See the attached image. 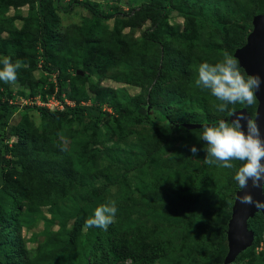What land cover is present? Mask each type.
<instances>
[{"label": "trees", "instance_id": "1", "mask_svg": "<svg viewBox=\"0 0 264 264\" xmlns=\"http://www.w3.org/2000/svg\"><path fill=\"white\" fill-rule=\"evenodd\" d=\"M39 1L38 23L27 20L21 36L12 41L2 39L0 36V61L8 56L15 63L26 44H33L34 47L40 44L46 56V65L51 63L57 65L53 70L58 72L59 92L63 93L69 87L72 91L71 98L78 102L85 96L78 89V80L68 72V68L72 66L77 75L79 71L84 73L83 78L79 77L82 81L96 74L101 79L109 76L117 82L148 85V76L138 75L139 72L134 74L129 70L137 69L134 63L130 68L120 64V58L123 57L122 49L129 46L127 39H121L115 33H104L99 26L75 27L73 32H70L63 28L59 18L53 12L46 9V0ZM209 1L211 0H188L182 5L178 3L180 8L188 13L185 14L187 27L172 34L165 31L168 27L165 16L170 15L167 8L170 6L169 3L173 4V0L143 1L141 9L136 12L134 19L140 23L150 20L156 28L158 27V31L163 30L175 39L171 43L166 35L163 39L157 38L151 30H147L143 35L145 45L155 44L163 48L162 58L166 62L167 74L162 81L166 84V88L162 90L165 91V97L171 98L170 103L160 107V112L163 114H167V110L174 103L180 104L184 96L189 94L190 87L196 84L197 78H192L195 77L193 69L192 73L189 72L186 68L189 65L185 67L183 63H180L178 55L181 54L182 58L192 62L201 63L200 57L197 56L199 55L197 41H195L197 38L190 34V29L192 30L190 25L196 10L198 11L202 6L210 10L209 5L206 4ZM130 2L133 3V7L137 3L136 0ZM85 5L99 20L115 17L113 13L105 14L95 9L92 4ZM235 5L239 6L240 16L248 25L238 27L241 30V38L230 39L224 26L216 21L215 26L225 33L224 41L221 46L211 45V51L207 52L209 58L213 57L216 49V53L223 54L227 50L234 57L235 51L247 43L248 35L253 30L254 16L261 8L264 10V0H241ZM179 45L182 48H177ZM241 71L246 77L248 76L242 68ZM24 73L25 70L22 68L17 70L19 80L24 81ZM156 78L160 79V77ZM9 84L0 81V175L2 174L4 182L0 188V264H174V259L181 258L182 248L174 243L181 239L178 238L175 232L177 228L172 225L170 219L160 220V224H154L152 218H142L143 213H133L134 208L142 206L152 213L158 212L159 217L162 218L160 214L172 211L178 206L180 194L175 196L170 192V196L164 195L165 198H163L161 191L155 187V192L148 195L150 189L142 180L136 178L131 181L128 179V174L135 175L137 172L146 174L147 171H154L152 165L153 163L160 165L156 162L159 156L173 150L182 137L201 135L202 125H213L225 119L235 104L228 105L225 112H220L219 102H214L212 106L201 102L202 107L195 110L191 116L192 119L182 123L168 118V122L161 123L151 115L155 105L152 93L150 101L142 96L131 97L126 90L119 93L118 90L103 87L104 91H97V97L91 105L72 108L65 104L64 110L36 108L42 119L41 127L45 133L44 136L34 137L29 130V118L22 116L17 123H14V109L8 102L1 101ZM105 105L110 106L116 113L104 111ZM242 105L246 106L249 113L255 117L257 99L251 106ZM203 115V119L198 121L197 117ZM120 116L127 119L125 131L120 125L122 122ZM147 125L159 129L163 135L162 142L156 145L155 149H152L150 145L147 148L146 145V148L139 150L137 154L133 153L134 151L123 150L124 156L119 159V162L127 167L126 174L122 173L117 178H113L110 173L98 172L95 169L99 145L107 143L115 145L114 138L118 137L120 140L118 143L124 140L120 147L123 145V149L124 147L134 149L135 143L131 140L128 142V137L124 139V132L130 133ZM65 129L64 135L67 136L69 129L79 133L76 137L70 134L68 138L72 139L70 147L55 144L46 146V142L51 137H58ZM92 129L95 134L91 135L89 131ZM79 136L90 139L91 144L95 143L96 148L92 153L86 154L85 151L80 150L77 146L82 145ZM13 137H17L18 140L12 145L8 144ZM120 147L110 149L113 152L112 162L113 157L117 159L115 155L117 151L121 152ZM44 150L49 151L50 154L54 153L57 159L40 156L39 153ZM129 156L131 158L140 156L144 159V163L139 165L135 160L128 162L131 160ZM200 176L201 174H197L194 185H197ZM121 180L125 183L122 198L115 200L117 213L114 222L108 226L107 230L95 226L86 228V219L92 216L97 206L109 201L107 195L112 184H119ZM76 184L80 186L83 184L88 192L95 195L90 206H87L86 202L83 203V196L75 194L74 189L72 191L71 188ZM239 190L241 189L238 183L233 180L227 217L221 224H214V220L208 222L211 232L206 237L207 240L201 242V258L204 261L212 257L214 260L217 258L219 264H225L229 252L228 224ZM69 193L72 196L66 197ZM24 204L28 207L36 206V204L50 205L54 212L52 220L43 218L47 232L44 242L39 243L37 248H26L22 239L17 238L20 228L18 222L21 221V215L24 213ZM221 206L225 207L220 199H216L215 216L219 217ZM70 221H74L72 228L69 227ZM55 224L59 227L56 231L51 229ZM248 226L254 233V240L251 247L242 253L255 254V258L248 259L247 264H264V255L255 261L256 249L264 236V214L256 213L249 219ZM240 254L231 264L239 262Z\"/></svg>", "mask_w": 264, "mask_h": 264}, {"label": "rangeland", "instance_id": "2", "mask_svg": "<svg viewBox=\"0 0 264 264\" xmlns=\"http://www.w3.org/2000/svg\"><path fill=\"white\" fill-rule=\"evenodd\" d=\"M130 1L131 0H46V9L53 12L59 18L63 28L70 32H73L75 27L90 26L93 28L94 26H99L104 33H115L118 34L121 39H127L129 46L122 49L123 57L120 58V64L130 68L134 63L137 69L129 70L134 74L139 72L138 75L148 76V85L143 84L144 86H142L132 85L122 81L117 82L112 80L109 76L105 79H101L96 74L82 81L79 77L83 78V76L77 75L72 66L68 68V72L78 80V89L80 93L85 96L78 102L71 98L70 95L72 91L69 87H67L63 93L59 92L58 72L57 70H53L57 65L54 63H47L48 65H46V56H44V51L40 47V44L35 46L36 48L33 44H26V47L22 48L20 57L17 58V60L27 65V67H21L25 70L24 81L19 80L17 74L16 82L9 84V88L4 92V97L1 99L2 102H8L9 106L14 109V123H17L22 116H27L29 118L30 124H28V126L31 134H33L34 137L44 136L45 131L41 127L42 119L36 108L44 107L51 109L55 108L56 105L65 107V104L72 108L91 105L97 97V91H104L103 87L118 90L119 93H122V90H126L131 97L142 96L147 100L150 99V101V94L152 93L153 99H155V105L151 115L161 123L168 122V118L182 123L192 119L191 116L195 110L202 107L201 102H206L210 104V106L216 101L221 103V101H218L211 95L208 89L198 87L194 84L190 87L191 90L189 94L184 96L180 104L174 103V105H171L167 110V114L160 112V107L171 102V98L165 97V91L162 90L166 88V84H163L162 81L167 74V66L165 60L162 58L163 48H159V46L155 44L145 45L143 35L147 30H151L156 34L157 38L163 39L166 35L169 38V42H174V36L169 35V33H177L178 30H184L187 27L185 14L188 13L181 9L180 5L186 1L188 2V0H173V4L169 3L170 6L167 8V11L170 12V15L165 16L167 19L166 24L168 25L165 31L169 33L163 30L158 31V27L156 28L154 23L150 20L140 23V21L134 19L136 12H139V9H141L140 6L143 1L149 0H136V7L135 5L133 7V3ZM239 1L241 0H211L206 3L209 5L210 10L202 6L201 9L195 11V17L191 20L190 26H192V30L190 29V34L197 38L195 41H197L196 46L199 52L197 56L200 57L199 62L214 64L223 59V54L216 53L217 49L216 52L214 51L213 57L209 58L210 56L207 54L208 51H211V45L215 44L221 46L222 41H224L225 33L215 26L216 21H219L227 30V35H229L228 38H241V30L238 29V27H244L248 24L242 19V16H240L241 11L239 6L236 7L235 5ZM39 2V0H0V36L2 39L12 41L13 39L19 38L27 20L32 23H38ZM85 4H92L95 9L105 14L113 13L115 17L113 19L99 20L90 12ZM219 26L221 27V25ZM207 45L210 48L207 47ZM177 48L182 47L179 45ZM178 58L180 63H183L184 66H187V64L189 65L188 67L185 66L188 68L189 72L192 73L193 69L195 77L192 78H198L197 70L201 63L182 58L181 54L178 55ZM193 58L195 59V57ZM156 77H160V79ZM245 78H247L246 75ZM59 94L60 97L58 98ZM61 102H63L64 105H61ZM104 107V111L110 113L114 112L110 106L105 105ZM257 108L258 105L256 106L254 114H256ZM203 117L204 115L198 116L197 120L201 121ZM120 119L122 120L120 124L123 127L122 130L125 131V122L127 119L122 118V116H120ZM89 132L91 135L95 134L93 129ZM65 133L66 129L62 131L58 137H51L50 140L46 142V146L55 144L61 145L62 147H70L69 145H71L70 143L72 142V139H68L70 134L76 137L79 133L73 132L71 129L68 130V136L64 135ZM124 135V139L128 137V142L131 140L135 143L134 149L126 147L123 149V145L120 147L124 140L122 139L121 142L118 143L120 141L118 137L114 138L115 145L111 143L99 145L98 155L95 158V169L98 172H108L113 178H117V176L122 173L126 174L127 167L122 166L119 162V159L124 156L123 150L134 151L133 153L137 154L139 150L146 148V145L147 148L148 145H150L152 149H155L154 147L162 142L161 137L163 136L159 129L150 125L143 126V128L139 127L134 131H130V133L124 132ZM199 136L200 135L195 134L193 136L182 137L179 141L180 143L177 144L173 150L156 159V162L160 165L158 166L153 163L152 166L155 172L151 170L147 171L146 174L138 172L135 175L133 173L128 174V179L131 181L136 178L142 180L144 185L150 189L148 190V195L155 192V187H158V191H161L163 194L162 197L164 195H169L170 192L175 196L180 194L181 198L178 206L172 211H166V213L160 214L162 218L159 217L158 212L152 213L142 206L133 209V213L135 214L143 213L144 215L142 218H152L154 224H160V220L170 219L172 225L177 228L175 232L181 240H179V242L175 241L174 243L181 246L182 251H180L181 258L174 259V264H219L217 258L214 260L211 257L206 261L201 258V242L207 240L206 237L211 232V228L208 226L209 221L214 220V224H221L224 218L227 217V207L231 199V187L233 185L236 167L233 169H226L218 166V164H206L204 162L206 153L203 151L206 145L203 141H199ZM78 138L82 141V145L78 144L77 146L82 152L85 151L84 153L86 154L89 152L92 153L93 149L96 148L95 143L92 142L91 144L90 139L81 136ZM17 140V137H13L8 144L12 145ZM117 145L119 146L117 147ZM191 145H195L200 149L196 156H193L189 151ZM112 147H120L121 150V152L117 151L115 154L117 159H115V157L112 158L113 162L111 161L113 152L110 150ZM39 154L40 156L56 158L54 153L50 154L49 151L46 150ZM126 154L127 152L125 151V157ZM129 158L131 160L128 162L135 160L139 165L144 163V159L140 156H136L135 158L129 156ZM28 162L31 161L28 160ZM232 163L238 167L240 162L233 161ZM197 174H201V176L197 185H194ZM128 179L127 181H129ZM124 183L125 181L121 180L119 184H112L107 198L114 201L121 199ZM3 185V176L1 174L0 188ZM71 189L72 191L74 189L73 192L75 194L77 193L83 196V203H88L87 206L91 205L95 195L91 194L92 192H88L83 184H81V186L76 184ZM70 196H72L71 193L66 197ZM216 199H220L221 203L225 205V207L221 206L219 209V217L214 215ZM23 206L24 213L21 215V221L18 222L20 228L17 238L19 237L22 239L24 247L29 249L37 248L39 243L44 242L46 237L45 233L47 232V226L43 218L52 220L54 212L52 208H50V205L38 206L36 204V206L28 207L24 204ZM73 222L74 221H70V228H72ZM58 228V225L55 224L51 229L56 231ZM260 243L261 244L256 249L255 261L259 260L264 255V236ZM242 254H240L239 262L235 264H247L248 259L251 257L255 258V254L251 255L252 253Z\"/></svg>", "mask_w": 264, "mask_h": 264}, {"label": "clouds", "instance_id": "3", "mask_svg": "<svg viewBox=\"0 0 264 264\" xmlns=\"http://www.w3.org/2000/svg\"><path fill=\"white\" fill-rule=\"evenodd\" d=\"M0 64H2L0 81L6 84L15 83L17 70L27 67L20 60L13 63L8 56H5ZM197 75L196 85L208 89L212 96L222 102L218 105L220 112H225L230 104L240 103L248 106L255 104L257 99L255 93L259 91L262 83L259 75H248L245 78L237 59L227 50L224 51L220 62L201 63L198 66ZM201 128L199 141H203L206 145L203 148L206 153L204 160L206 164H218L226 169L236 167L233 179L241 190L248 187L249 181L252 187L264 190V163H262L264 138L255 120L239 115L231 120L221 119L213 125H202ZM189 151L196 156L200 149L191 145ZM233 161L240 162L239 166L234 165ZM238 199L241 204L264 208V201L254 200L248 192ZM116 213V202L110 199L94 209L92 216L86 219L85 227L95 226L107 230L108 226L114 222Z\"/></svg>", "mask_w": 264, "mask_h": 264}, {"label": "water", "instance_id": "4", "mask_svg": "<svg viewBox=\"0 0 264 264\" xmlns=\"http://www.w3.org/2000/svg\"><path fill=\"white\" fill-rule=\"evenodd\" d=\"M234 57L247 75H259L262 83L259 91L255 93L258 101L255 117L249 113L246 106L237 103L225 119L231 120L239 115L251 118L259 125L262 138H264V10L262 8L254 16L253 30L248 35L247 43L235 51ZM78 74L84 76L81 71ZM242 123L246 122L242 121ZM262 163H264V160H262ZM245 192L250 193L254 200L264 201V190L252 187L251 181L248 182L247 188L237 192L232 216L228 224L227 240L229 252L225 259V264H231L240 253L251 247L254 233L249 230L248 221L256 213L262 212L264 214V208L240 203L238 197L244 195Z\"/></svg>", "mask_w": 264, "mask_h": 264}, {"label": "built area", "instance_id": "5", "mask_svg": "<svg viewBox=\"0 0 264 264\" xmlns=\"http://www.w3.org/2000/svg\"><path fill=\"white\" fill-rule=\"evenodd\" d=\"M61 105L63 104L62 102L60 103ZM64 105V104H63ZM49 107V106H48ZM51 108V107H50ZM52 110H57V109H59V110H64V107L63 106H59V105H56V107L55 108H51ZM50 109V110H51Z\"/></svg>", "mask_w": 264, "mask_h": 264}]
</instances>
